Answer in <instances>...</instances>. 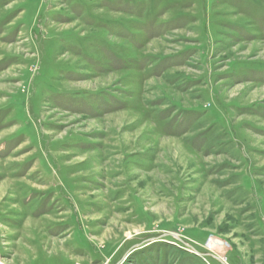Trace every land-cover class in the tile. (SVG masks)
<instances>
[{
  "label": "rangeland",
  "instance_id": "rangeland-1",
  "mask_svg": "<svg viewBox=\"0 0 264 264\" xmlns=\"http://www.w3.org/2000/svg\"><path fill=\"white\" fill-rule=\"evenodd\" d=\"M0 264H264V0H0Z\"/></svg>",
  "mask_w": 264,
  "mask_h": 264
},
{
  "label": "built area",
  "instance_id": "built-area-1",
  "mask_svg": "<svg viewBox=\"0 0 264 264\" xmlns=\"http://www.w3.org/2000/svg\"><path fill=\"white\" fill-rule=\"evenodd\" d=\"M1 263V262H0Z\"/></svg>",
  "mask_w": 264,
  "mask_h": 264
}]
</instances>
